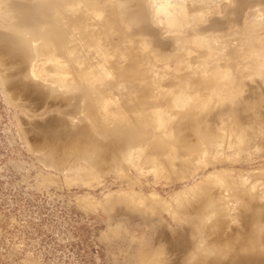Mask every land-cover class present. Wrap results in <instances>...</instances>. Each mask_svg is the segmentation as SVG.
Listing matches in <instances>:
<instances>
[{
	"label": "rangeland",
	"instance_id": "obj_1",
	"mask_svg": "<svg viewBox=\"0 0 264 264\" xmlns=\"http://www.w3.org/2000/svg\"><path fill=\"white\" fill-rule=\"evenodd\" d=\"M249 245L264 264V0H0V264Z\"/></svg>",
	"mask_w": 264,
	"mask_h": 264
},
{
	"label": "bare ground",
	"instance_id": "obj_2",
	"mask_svg": "<svg viewBox=\"0 0 264 264\" xmlns=\"http://www.w3.org/2000/svg\"><path fill=\"white\" fill-rule=\"evenodd\" d=\"M71 34V33H70ZM74 34V33H73ZM73 34H72V36H73ZM68 35V34H67ZM69 36H71V35H69ZM68 36V37H69ZM1 38H2V46L7 50V52H9L11 55H13V58L16 56V57H20L21 56V54H20V52H19V48L17 47V45H16V43H15V41L13 40V38L12 37H7V36H4V37H2L1 36ZM71 38V37H70ZM57 39H59V37L57 38ZM17 58V59H18ZM48 58V59H47ZM15 59V58H14ZM46 62H50V63H52V65L55 67V65H56V62H55V59L54 58H49V56H47L46 57ZM92 79V78H91ZM31 92V91H30ZM86 97V96H85ZM89 97V96H88ZM106 103L107 102H105L104 103V105H106ZM108 104V103H107ZM104 118H105V116H103ZM100 118H102V117H100ZM103 119V118H102ZM82 128H84V127H82ZM80 129V128H79ZM85 129H86V127H85ZM82 130V129H81ZM86 131V130H85ZM82 135V134H81ZM82 136H84V135H82ZM65 139V138H64ZM77 142L78 143H80V144H78V143H76L78 146H74L75 145V143L74 144H72L73 146H74V148L75 147H80V148H82V146L85 148L84 150H86V149H88L89 151H91V148H92V151H94V148L95 147H97L96 145L98 144L97 142H91V140H89V141H85V140H83V141H80V140H77ZM90 142V143H89ZM82 144V145H81ZM84 144V145H83ZM88 144V146H87V148L85 147L86 145ZM91 144H95L94 146H92ZM101 144V143H100ZM54 146V145H53ZM72 146V147H73ZM92 146V147H91ZM78 149V148H77ZM96 149V148H95ZM78 150H80L81 151V149H78ZM82 151H83V149H82ZM87 151V150H86ZM91 151V152H92ZM245 221H246V223H247V226H250L251 225V223H250V219L249 218H247V219H245ZM231 243V241H229V243H227L226 245H229ZM232 254L230 251H228L227 249H225V248H223V250H222V254H221V258L223 257V256H225V255H227V254ZM235 256H237L238 258H231V257H229V258H226L225 259V263L224 264H245V260H248L250 257H252L253 256V251H252V247H251V245H249L248 247H244L243 249H241V250H237V252L234 254ZM258 263L259 264H263V261H261V260H259L258 261Z\"/></svg>",
	"mask_w": 264,
	"mask_h": 264
}]
</instances>
